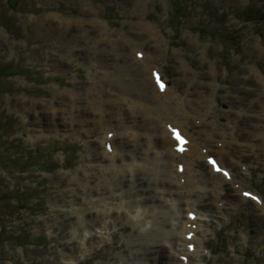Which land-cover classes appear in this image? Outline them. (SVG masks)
I'll use <instances>...</instances> for the list:
<instances>
[{
	"label": "rangeland",
	"instance_id": "obj_1",
	"mask_svg": "<svg viewBox=\"0 0 264 264\" xmlns=\"http://www.w3.org/2000/svg\"><path fill=\"white\" fill-rule=\"evenodd\" d=\"M181 1L182 5L177 4V8H182V18H176V21L171 18L172 5L169 0H17L19 5L16 9H10L6 0H0V65L6 62L17 65L15 74L0 77V140L8 139L6 145L11 143L14 146V154L30 155L35 150L41 158L40 166H29L20 172L13 168L9 176L5 168L0 170V186L9 191L19 188L22 192L21 189H27L24 204L12 208L0 204L1 215L9 214L12 210L6 220L8 227H2L0 233V264H69L78 254H82V242L92 250L88 249L87 254L81 255L78 264H167L168 261L169 248L165 245L166 241L163 242L162 235L160 237L152 233V237L141 236L139 231H133V223H125V219L121 217L111 220V226L103 223L101 227L102 224L96 221L93 225L84 227L85 213H79L83 219L79 220L82 223H78L77 214L69 212L72 201L75 206H89L84 202L86 191L80 187H84L90 180L93 181L95 172L92 171L87 176L89 179L83 180L85 175L77 176L76 170L89 154L88 145L93 150L92 157L95 158L102 156L104 148L102 144V150L100 148L98 151V141L97 146L91 143L96 141L99 135L95 124L84 126L93 130L90 133L83 129L76 134H63V129L55 126L54 121L56 116L62 117L71 105L67 99L69 92L66 96L65 90L70 87L79 90L90 87L89 90L82 91L90 93L92 82L95 80L99 95L103 97L104 102L110 103L113 102V96H110L113 80L110 78L111 73L106 75L108 82L102 81L100 73L108 72L106 69L99 73L94 72L103 65L95 54H100V47L110 48V43L97 39L106 32L94 24L78 27L74 23L67 26L65 31H61L63 27L60 26L59 20L53 17L55 12L67 19L81 17L88 22L97 23L99 19L106 21L110 28L107 34L119 37L116 44L118 54L112 55L113 61L126 63L128 60L130 63V57L140 64V58L129 54L131 45L126 42L125 36L132 42L141 44L143 53L163 52L165 60L159 62V65L168 84L175 80L179 93L184 92L183 94L191 98L196 97L197 101L200 100L199 106L207 104L201 109L204 117L207 109L212 112L207 116L206 122L215 120L218 123L213 124L216 128L207 130L213 134V148L218 150L225 144L226 152L220 154L222 162L232 168L241 185L236 187V184L229 180L222 186L224 177L217 183L212 179L211 171L208 176L209 166L204 159L198 158L197 168L207 176V179L199 182V186H203L204 190L196 189L198 195H201L199 198H203L209 188L216 194L214 201L217 203L220 201L219 192L224 190L223 203H229L230 209L228 211L221 204L222 211H228L226 216L216 211L196 214L205 215L208 225L204 226L203 223L200 227H181L177 240L183 244L186 252L196 256L190 264H200L202 261V241L210 250L204 264H264V211L249 199L242 201L239 194L240 188L255 190L264 200V48L256 39L258 34L253 23H247L239 16L242 9L249 7L264 12V0ZM186 5L190 8L184 11ZM96 17L98 19H95ZM143 21L155 24L152 26L157 29L155 31L158 39L152 36ZM63 22L66 23V20L62 21V24H65ZM226 27L242 33V47L228 48L232 47V42L229 41L228 47L223 48L217 33H223ZM235 33L234 31L233 34ZM163 36L168 42L166 48L163 47L164 43L159 46ZM59 39L64 45L57 43ZM99 41H102L100 45ZM74 42L76 54L69 58L66 50ZM176 50H180V55L176 54ZM103 52L106 57H111L110 51ZM85 57L86 60L83 59ZM100 57L102 56L99 55ZM59 61L60 65L57 64ZM74 61L78 63L76 66H72ZM181 61L197 73L199 82L188 85L189 72L181 71ZM108 67L111 68L109 65ZM141 77H144L143 72ZM116 79L122 80L126 85L130 81L136 83L137 88L141 87L137 75H132L131 68L128 67H125ZM145 82L149 86L147 79ZM212 83H215L216 88ZM187 89L191 93L197 90L213 92L217 103L211 105L209 97L203 100L204 93L197 92L192 97ZM135 91L133 94L140 97L141 101L152 100L150 92L142 95L138 90ZM117 93L121 92L117 89ZM156 103L158 104V100ZM163 103L167 109L163 115L170 117L169 101L165 99ZM94 105L93 109L97 107ZM100 111L109 124V112L107 117L103 110ZM206 122L193 124L190 132L209 127ZM185 124L183 123L184 127ZM98 125L102 131V140L115 130L111 127L112 132L108 133L103 124ZM218 126L226 129H217ZM227 132L229 134H226ZM201 135L203 132L196 135L198 140ZM116 136L118 137L117 134ZM228 136L235 137L239 142L226 144L228 142L224 140H227ZM220 142L224 144L219 146ZM117 146L116 144V148ZM117 151L119 152L112 154L104 150L102 162L106 168L104 172L98 171L97 174L104 175L107 181L114 180L123 185L124 180H120V174L111 177L109 172L111 168L121 169L126 159L120 149L117 148ZM119 159L123 160L119 162ZM93 170H96V167L93 166ZM71 180H78L80 187ZM98 190L93 183L92 191L95 193L90 195L91 198H94L100 191ZM121 190L122 188L118 191L120 193L116 194L127 197ZM209 195L201 202L207 204V210H212L215 208L212 194ZM181 200L177 202L180 204ZM215 206L217 208V204ZM108 211L104 212L106 216ZM115 211L117 212L113 210V213ZM147 215L151 216L148 213ZM152 216L157 221L162 220L156 218L155 214ZM11 223L19 225L10 227ZM104 227L107 230V239L97 242ZM164 228V235L170 240L175 237L179 227L171 226L164 220ZM192 228L206 235L201 237L202 240L198 237L192 239L189 236ZM12 233L21 234L27 242H14L9 238ZM143 240L148 241V244H143ZM191 243L192 250L188 248ZM140 248L141 251L144 248L150 250L145 252L146 257L139 251Z\"/></svg>",
	"mask_w": 264,
	"mask_h": 264
},
{
	"label": "bare ground",
	"instance_id": "obj_2",
	"mask_svg": "<svg viewBox=\"0 0 264 264\" xmlns=\"http://www.w3.org/2000/svg\"><path fill=\"white\" fill-rule=\"evenodd\" d=\"M53 17L59 20L60 26L63 27L61 31H65L64 29L67 26L74 23L78 27L94 24L106 32L103 36L102 34L99 35L97 39L105 40L110 43V48L100 47V50H98L100 51L99 55L102 56L100 58L99 55L95 54L100 62H103V65L100 69L97 68L94 72L99 73L106 69L108 72L100 73L102 81L104 83L108 82L106 75H110L111 73L110 78L113 80V88L110 94V96H113V102L110 103L104 102L103 97L99 95L95 80L92 82L93 88L91 87L92 90L90 93L82 92L89 90L90 87L84 90L70 87L65 90L66 96L69 92V98L67 99L70 100L71 105H69L67 112L62 114V117L56 116L54 125L63 129V134H66L67 132H74V134H76L83 129H87L86 131L89 133L92 132L93 130L91 128L88 129L84 126L95 124V127L99 129V135L97 140L93 142L91 141V143L97 146L98 141L100 147L97 146V150L100 151V148L102 150L103 144L104 150L114 154L115 152H119L117 151L118 148L120 149V152L123 153V157L126 158L121 169H109L111 177L120 174V180H124L123 185H121V182H114V180L107 181L104 175L97 174L98 171L104 172L106 168L104 167L105 163L102 162L104 150L102 156L95 158L94 156L92 157L93 150L88 145L89 154L88 156H85L80 167L76 170H78L77 176L85 175L83 180H86L88 178L87 176L94 171L95 175L93 181L90 180L87 184L84 183V185L86 184L84 187H80L78 180L71 181L75 182L80 188L85 189L88 193L84 192V202L89 206H75V202L72 201V207L69 209V212H75L77 214L78 223H82V221L79 220L85 218L84 227L93 225L96 221H99V223L102 224L101 227H103V223H108V225L111 226V220H114L116 217H121L122 219H125V223H133V225L138 228L136 229L135 227H132L133 231H139L141 236H151L152 233H156V235L160 237L162 235L161 238L164 239L163 242L166 241L165 245L169 248L167 264H190L196 256L186 252L183 244L177 240L181 227H200L205 223V219H203V216L196 214H202L205 211H211V213L218 211V213L221 214L223 213L222 207L226 206L222 205L221 207V202L218 200L216 203L217 208L214 207L215 209L207 210V204L202 203L201 200H204V197L208 196V193L212 191L208 188L207 193H204L203 198H199L201 195H198L196 192V189L198 188L204 190L203 186H199V182L207 179V176L197 168L198 160L205 158L210 162L211 167H209V173L211 171L212 179L217 183H219L221 177L228 176V171L222 162V156H220L221 152L219 150L216 151L210 143L213 139V134L207 131L211 128H216L213 124L218 123L213 120L207 122V124L210 125L209 128L205 127L199 131L193 133L189 131L190 134L188 133V130L193 124L205 122L206 117L212 113L207 109V114L204 117V113L201 109L206 107L207 104L203 103L199 106L200 100L197 101V98L193 96H195L197 92L204 93L205 97H203V100L208 99L209 97V99L211 98V105H215L216 103H213L211 95L206 94L203 91L197 90L196 92L191 93L189 89H187L193 98L189 97L187 94H183V91V93H179L175 80L170 84H155L154 74L156 73V76L160 75L161 66L159 65V62L165 60V54L163 52L151 53L148 51H144L143 53L140 49V46L142 45L132 42L126 36V42L131 45V51L129 54L141 57L139 61L140 64L138 65L136 60H132L130 57V63L128 60H126V63H122L119 60L113 61L112 55L114 54L117 56L118 54L116 51V44L119 41V37L107 34V31H110V28L106 21L100 19L97 23L92 21L88 22L85 18L81 17L67 19L59 14H54ZM63 20H66V23L63 22L65 24H62ZM143 23H146L145 25L152 36L158 39L155 31L157 29L152 26L155 24L150 21H143ZM59 42L61 45H64V42H62L61 39H59L57 43L59 44ZM100 42L102 41L98 42L99 45ZM167 43L166 38L163 36L162 40L159 42V46L161 47L163 44V47L166 48ZM75 45L76 43L74 42V44L67 47L66 55L69 56V58L76 54L74 51ZM93 51L96 53V49ZM103 51H110L111 57H106V54H104ZM89 52H91V50ZM175 52L177 55H180V50H176ZM83 59L86 60V57ZM152 60H155L156 62L153 63ZM88 61L90 63L89 58ZM106 63L114 70L112 71ZM57 64L60 65L61 62L59 61ZM77 64L78 63L74 61L72 66H76ZM153 65L157 66L151 74ZM125 67L131 68L132 75H137L141 87L137 88V84L130 81H128V85H126V83L123 84L122 80L116 79L117 75L125 70ZM180 69L184 73L189 72L188 85L199 82L197 79V73H195L194 70H192L184 61L180 62ZM141 72H143V78L141 77ZM146 79L149 81V86L145 82ZM212 86L216 88L215 83H212ZM117 89L121 93H117ZM135 90H138L142 95H146L147 92L149 94L150 92L152 94V100H147L153 102L155 105L149 103L147 100L141 101L140 97H136L135 94H133V92H136ZM72 91H77L79 93L74 94ZM73 94L74 97L72 98ZM165 99L169 101L171 107V112L169 114L170 117L163 115L167 111L163 103ZM156 100H158V104L156 103ZM94 104L97 105L95 109H93L95 107ZM100 110H103L107 117L109 112L107 120L109 124L106 122L105 115ZM142 116L144 117L143 119ZM162 120L167 121L162 122ZM111 121L114 123H111ZM98 123L103 124L108 133L112 132L111 127L115 128L113 134L111 133L107 135V137L102 140V131ZM183 123H186L185 127L183 126ZM217 129L226 128L218 126ZM202 132L203 135H201V139L198 140L196 135H199ZM226 134H229V132ZM177 136H179V139H177ZM106 141L111 143L110 148L105 146ZM206 141L208 145H211V148L208 147ZM231 141V138H229V140H224V142L228 143H231ZM116 144L119 147L117 146L116 148ZM122 160L123 159L119 162ZM108 162L109 161L107 160L106 163ZM83 166L87 167L84 168ZM93 166L96 167V170H93ZM234 178L237 177L235 173H232L231 180H234ZM93 183L100 191L98 190L99 192L94 198H91L90 195L95 193V191H92ZM87 185H91V187H88ZM124 185L125 189H123ZM121 188V191H123L122 193L127 197L122 194H116L120 193L118 191ZM90 190L92 192H90ZM179 193H182V195H177ZM218 195H220V192ZM213 196L215 198L216 194L214 193ZM178 200H181L180 204L177 202ZM95 203L97 204L95 205ZM175 206L178 210L175 209ZM226 208H229V203ZM113 210H117V212L115 211V213H113ZM181 210H183L184 213H182ZM105 211H108L107 216L104 214ZM79 213L82 215L85 213L86 215L84 214L82 218ZM147 213L151 216H148ZM153 214H155L156 218L162 220L157 221L155 217L152 216ZM164 220H166L171 226L177 225V227H179L176 229L175 237H172L170 240H167L164 235V232L166 231L164 228ZM206 221H208V219ZM156 224H158V226H156ZM106 231L107 230L104 227V231H101L97 242H102L104 239H107ZM205 235L206 234L203 235L200 230L194 228L189 231V236L192 239H197V237L201 238V236ZM147 242L148 241L144 242L143 240V244H148ZM202 242L203 244H201V246L203 253H201L200 256H202L203 260L205 253L207 254L209 250L205 246V242ZM81 245L82 254H78L75 257V260H71L69 264H78L81 255L87 254L86 251L90 248L86 247L84 242H82ZM188 248L192 250L193 244H189ZM205 248L206 250H204ZM139 251H141V248ZM149 251L148 248H144L141 252H143L144 257H146L145 252ZM147 263L150 262L147 261ZM135 264H138V262Z\"/></svg>",
	"mask_w": 264,
	"mask_h": 264
},
{
	"label": "trees",
	"instance_id": "obj_3",
	"mask_svg": "<svg viewBox=\"0 0 264 264\" xmlns=\"http://www.w3.org/2000/svg\"><path fill=\"white\" fill-rule=\"evenodd\" d=\"M242 14H244L249 19L253 20L256 23V28L259 32V34L262 37V41L264 42V13L260 12L259 9L253 8L250 9L246 8V10L242 11ZM5 142L3 140H0V167L6 168L10 170L15 166V158H12L10 156V153H8L4 149ZM27 190L25 191H16L15 193H12L8 190H5L3 188H0V204L7 205L9 207H15L19 203H23L26 201V196L24 195ZM14 197L16 199V204H13L10 202V198ZM9 216V214H0V226L4 227L3 224H5L6 217ZM1 233V231H0ZM9 238H12V240H16L17 238H20L19 236H15L13 234L9 235Z\"/></svg>",
	"mask_w": 264,
	"mask_h": 264
},
{
	"label": "water",
	"instance_id": "obj_4",
	"mask_svg": "<svg viewBox=\"0 0 264 264\" xmlns=\"http://www.w3.org/2000/svg\"><path fill=\"white\" fill-rule=\"evenodd\" d=\"M15 2V0H10V3L13 4Z\"/></svg>",
	"mask_w": 264,
	"mask_h": 264
},
{
	"label": "snow or ice",
	"instance_id": "obj_5",
	"mask_svg": "<svg viewBox=\"0 0 264 264\" xmlns=\"http://www.w3.org/2000/svg\"><path fill=\"white\" fill-rule=\"evenodd\" d=\"M177 139H179V136H177ZM182 150V149H181ZM246 195H248L247 193H246Z\"/></svg>",
	"mask_w": 264,
	"mask_h": 264
}]
</instances>
